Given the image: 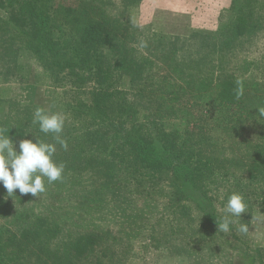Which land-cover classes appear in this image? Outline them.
<instances>
[{
  "label": "trees",
  "instance_id": "trees-1",
  "mask_svg": "<svg viewBox=\"0 0 264 264\" xmlns=\"http://www.w3.org/2000/svg\"><path fill=\"white\" fill-rule=\"evenodd\" d=\"M257 2L247 3L254 9ZM261 5L262 13H241L221 26L217 34H222L224 41L215 51H208L211 45L207 44L199 49L216 52L219 62L234 51L235 41H243L241 48L248 42L257 45L264 37V0ZM83 6L53 0H0L4 16L0 19V87L11 85L21 94L17 97L12 87L14 97L0 98V128L9 131L17 147L21 139L33 136L54 142L51 133L45 135L32 123L35 109L42 107L32 101L33 84L19 61L21 57L32 59L51 86L61 89L50 111L65 115L62 138L67 149L57 144L53 157L65 164L64 205L73 204L74 199L84 212L81 215L87 219L89 213L85 212L93 209L99 221L107 218L103 204L114 217L118 213V227L82 229L71 238V247L84 250L87 246L90 253L108 249L100 264H125L136 253L134 242L145 233L142 236L151 248L182 256L190 264H234L235 252L243 256L244 264H264V252L250 238L253 214L264 212V192L250 191L254 175L246 182L235 173H219V158L208 154V147L216 151L227 144L234 153L239 148L246 151L239 160L244 165V159L249 160L248 173L256 171L264 176V116L259 112L264 108V43L260 56L256 51L255 57L251 56L244 47L242 54H234L244 57L238 78L228 74L219 81L216 76L213 81L219 82L209 92L198 89L193 95L197 109L218 106L209 114V124L201 121L193 129L188 127L186 116L178 115L172 107L162 109L163 97L140 94L142 89L136 86L143 82V76L129 82L130 89H137L129 90H136V98L128 99L132 92L120 83L116 68L135 69L132 58L128 57L131 64L127 59V51L132 49L124 40H114L113 28L92 19ZM207 38L212 44L211 35L201 38L200 43ZM181 41L186 43L190 38ZM112 48L114 61L109 58ZM248 150H252L251 158ZM87 173L95 175L97 184H113L122 192L114 196L115 189H94L77 197L79 191L71 188L74 194H69L70 187L79 183V175ZM232 192L241 193L248 207L241 220L232 218L231 231L224 232L219 224ZM37 221L43 222L40 231L46 230L53 240L63 228L48 217ZM241 223L249 225L248 233L239 232ZM28 229L17 233L11 224L0 221V264H50L53 259L54 264H60L61 256L65 257L62 252L69 247L61 252L38 250L36 242L41 248L42 240H35L38 232Z\"/></svg>",
  "mask_w": 264,
  "mask_h": 264
},
{
  "label": "rangeland",
  "instance_id": "rangeland-1",
  "mask_svg": "<svg viewBox=\"0 0 264 264\" xmlns=\"http://www.w3.org/2000/svg\"><path fill=\"white\" fill-rule=\"evenodd\" d=\"M53 1L65 5L87 6L83 7L90 12L89 15L93 17L92 19L100 23H107L109 28L112 27L114 40L118 37L119 42L124 40L126 47L132 49L131 51L126 50L128 52L127 59L131 64L132 58V65L135 67V69L128 67L116 68L117 74L120 75L122 80L120 83L125 84V89L129 91L135 88L131 87L130 89L128 87L129 82L133 81V78L137 79V77L143 76L144 80H140L143 82L136 86L138 89H142L140 94L146 96L154 94L163 97L162 102H165V104L161 106L162 109L172 107L178 115L186 116L190 121L188 127L193 129L202 122L206 125L209 124V114L218 109L215 104L209 110L193 107L196 98L193 95L198 94V89L200 92L207 93L212 85L215 87L216 83L220 80L223 81L228 74H233L235 78H238L242 74L240 62L244 57L240 56L238 58L234 54L237 56L242 54L243 47L248 49V54L253 57H255L253 51H256V54L260 56L262 53L259 50H263L261 45L264 43L263 36L257 40V45L248 42L247 44L243 43L242 48L240 43L243 41H235L234 51L229 52L219 62L216 60V52L208 53L205 47L199 49L200 45L207 44L211 45L208 47V51H215L216 47L224 41L223 35L217 34L220 27L228 24L233 17L236 19L241 13L251 11L252 14L255 13L254 16L258 15L259 12L262 13L263 11L259 10L262 7L261 2L263 0H257V4H253L254 9L251 8V4L247 3L249 0ZM239 6L241 7L238 8ZM3 18V13L0 11V19ZM206 35H211L212 44L208 38L207 42L200 43L201 38ZM189 38L190 41H186V43L181 41V39ZM109 54V58L114 61L116 53L113 48L109 50ZM19 61L25 65L23 74L33 84L32 101L43 109L50 111L52 100L60 98L61 89L51 86L47 75L36 66L35 61L26 57H21ZM147 64L150 66H147ZM147 73L148 75H146ZM216 76L219 81H213ZM12 87L14 88L11 85L0 87V98L14 97ZM135 89L129 91L132 92L128 95L129 100L136 98ZM14 91L16 95H21L20 89L14 88ZM244 93L249 95L248 91H244ZM142 104H144L143 100ZM251 105L255 107L254 102ZM224 145L218 147L216 151L208 147L209 156L219 158L222 165L218 172L222 174L235 173L240 177H244V181L249 178V175H254L255 177L249 187L250 191L264 192V176H259L256 171L248 173L249 160L244 159L245 165L239 160L240 156L246 151L237 148L234 153L227 144ZM251 151L248 150V158H251ZM79 176H81L79 183L77 182L78 184L75 186L71 184L72 187H70V189L79 191L76 194L77 197L84 192L92 193L94 189L97 191L115 189L112 193L114 196H117L115 193L122 192L120 191L121 188L119 189L113 184H97L93 173L80 174ZM74 179L77 180V177ZM63 181L62 179L53 182V185H47V191L38 197H33L31 194L21 195L18 189L14 192L16 196L13 198L7 197L6 189L0 185V221L7 225L11 224L17 233H21L25 228L38 232L35 240H42L41 248L36 242V249L38 250L61 252L65 247H69V251L62 252L61 255L65 257L61 256L60 264H100V261L104 260L103 254H106L108 249L103 253H90L91 249L88 247L87 250V246L84 247V250L81 249L82 247H71L73 241L71 238L85 229H96V226L101 228L106 226L118 227L120 225L118 213L116 212L114 217L109 206L103 204L104 209L107 210L105 213L106 219L96 220V212L93 209H88L85 212V214L89 213L86 219L85 215H81L84 212H82L80 205L74 203L76 200L71 199L73 204L64 205V199L61 198ZM72 189H68L69 194ZM63 196L65 195L63 194ZM41 217H48L62 225L63 228L56 239H51V236L46 234V230L40 231L43 229V222L40 223L37 220ZM113 221L117 224H114ZM250 228L252 244L255 247H260L261 251L264 252V212L253 214ZM143 234L140 236L141 240L134 242L136 253L125 264H190L182 256L168 255L161 248H151L147 245L148 242L142 236ZM232 259L234 264H244L242 261L243 256L240 253H233ZM54 261L53 259L50 264H54Z\"/></svg>",
  "mask_w": 264,
  "mask_h": 264
},
{
  "label": "clouds",
  "instance_id": "clouds-1",
  "mask_svg": "<svg viewBox=\"0 0 264 264\" xmlns=\"http://www.w3.org/2000/svg\"><path fill=\"white\" fill-rule=\"evenodd\" d=\"M264 116V108L259 110ZM33 124L45 135L52 134L54 142H46L40 137L21 139L16 142L0 128V185L6 189L7 197L13 198L15 190L21 195L31 194L38 197L47 191V185L63 179L65 164L53 159L59 144L67 149V141L62 138L65 125V115L61 112H50L37 107L33 113ZM245 197L239 192L228 194L224 204L225 216L219 224L220 230L230 232L232 218L241 220V215L247 212ZM239 232L248 233L249 225L241 223Z\"/></svg>",
  "mask_w": 264,
  "mask_h": 264
}]
</instances>
